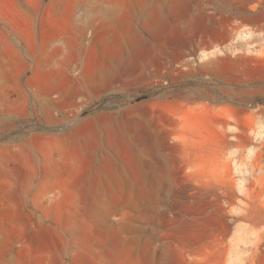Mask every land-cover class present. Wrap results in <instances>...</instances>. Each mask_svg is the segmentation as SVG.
<instances>
[{
	"label": "rangeland",
	"instance_id": "rangeland-1",
	"mask_svg": "<svg viewBox=\"0 0 264 264\" xmlns=\"http://www.w3.org/2000/svg\"><path fill=\"white\" fill-rule=\"evenodd\" d=\"M0 143V264H264V0H0Z\"/></svg>",
	"mask_w": 264,
	"mask_h": 264
},
{
	"label": "crops",
	"instance_id": "crops-1",
	"mask_svg": "<svg viewBox=\"0 0 264 264\" xmlns=\"http://www.w3.org/2000/svg\"><path fill=\"white\" fill-rule=\"evenodd\" d=\"M30 154L24 153L23 148L19 153H11L8 148L0 143V241H14L17 237V232L21 235L23 221L16 217L23 210V193L28 194L32 191L31 182L23 184L22 180L17 184L13 179L12 170L15 169H32L37 167L25 159ZM19 194V195H18ZM15 200H19V205L16 207ZM18 229V231H16Z\"/></svg>",
	"mask_w": 264,
	"mask_h": 264
}]
</instances>
